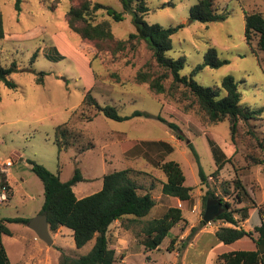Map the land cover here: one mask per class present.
<instances>
[{
	"label": "rangeland",
	"instance_id": "374dc122",
	"mask_svg": "<svg viewBox=\"0 0 264 264\" xmlns=\"http://www.w3.org/2000/svg\"><path fill=\"white\" fill-rule=\"evenodd\" d=\"M78 1L23 0L21 10L17 11L14 0H0L4 28L0 60L4 65L15 62L18 68L10 75L16 88L0 83V173L5 174V168L8 169L11 185L8 199L0 201V218L30 219L39 213L43 188L30 160L53 172L58 170L63 181L78 168L85 178L73 185L78 198L98 191L104 173L131 168L139 192L149 191L156 204L141 219L125 217L110 225L107 235L109 247L114 249V264H214L223 251L254 248L247 237L230 244L219 242L215 230L230 224L220 220L203 224L202 215L204 196L215 205L216 199L207 195V191L232 202L234 207L250 206L252 201L256 206L264 203V151L260 147V142H264V54H255L246 43L243 18L244 11L264 13V0H214L217 12L227 11V15L223 20L206 23L189 19V9L196 0H147L146 22L182 25L171 36L172 47L167 51L171 58L184 56L181 75H189L202 64L207 49L214 46L226 62L219 67L206 65L193 78L203 86L216 87L224 76L230 75L237 83L240 104L262 109L258 119L237 121L233 139L229 120L210 122L185 87L171 84V75L156 63L144 40L130 39L124 49L112 53L107 47L97 50L93 41L82 39L69 29L66 11ZM91 1L122 10L119 0ZM95 16L96 20L109 21L116 38L125 39L135 31L129 12L123 13L121 21H114L104 9ZM65 38L67 42L62 43ZM255 43L254 37L253 48ZM73 47L90 61L94 78L87 65L72 55ZM40 70L46 72L43 84L35 83ZM138 71L148 72L152 77L167 75L161 81L165 91L156 94L148 83L138 82L135 77ZM90 86L98 102L115 106L119 114L131 115L139 110L148 115L116 121L96 114L92 108L82 106L84 90ZM88 115L92 116L91 121L84 119ZM158 116L176 124L183 139L177 138ZM66 121L73 126L74 145L59 151L54 142L55 127ZM159 140L170 144L172 150L165 152L163 147L147 143ZM210 141L221 152L223 161L214 175L211 174L217 164ZM162 158L180 164L184 184L192 188L190 201L180 202L162 194L165 175L157 165ZM261 160L263 163H259ZM199 170L208 175L205 183H201ZM237 178L251 200L235 202L237 189L233 181ZM223 184L228 187V195ZM171 205L182 209L185 221L172 227L159 247L146 249L142 243L144 223L161 216ZM4 224L12 231L11 235L1 234L12 264H62L64 256L83 255L94 243L93 238L76 247L72 231L62 226L60 231L50 233L53 242L47 245L27 224ZM259 224L257 207H250L248 218L240 225L253 231L256 237L254 227ZM192 226L197 228L194 234Z\"/></svg>",
	"mask_w": 264,
	"mask_h": 264
},
{
	"label": "trees",
	"instance_id": "16d2710c",
	"mask_svg": "<svg viewBox=\"0 0 264 264\" xmlns=\"http://www.w3.org/2000/svg\"><path fill=\"white\" fill-rule=\"evenodd\" d=\"M23 0H14L13 6L15 10H21V2ZM45 3L47 0H40ZM214 0H196L189 9V19L200 22H212L225 19L227 11L217 12L214 7ZM122 10L118 11L114 8L104 5L101 2H92L91 0H79L77 4L70 5L66 11V22L69 29L78 34L82 39H88L94 42L97 50L107 47L112 53L124 49L125 44L130 39L144 40L152 52V56L156 63L164 68L171 75V84L182 85L197 101L199 107L205 112L210 122L216 123L224 119L229 120L230 133L233 135L236 131L237 121H249L250 119H258L262 109H250L248 106L240 104V92L237 83L230 75L224 76L221 85L216 87L203 86L194 78V74L201 70L202 67L209 65L211 67H219L226 62L221 59L214 46H210L204 57L202 64L197 65L189 75H181L179 72L185 63L184 56L171 58L167 55V51L172 47L171 36L182 26H163L159 23H148L144 20V15L148 12L147 0H119ZM54 5H52L53 7ZM104 9L105 13L114 21H121L123 13L131 14V22L135 27L134 32H130L125 39L116 38L111 30L108 20H96L98 10ZM244 38L246 43L251 47L252 51L264 54V13L261 11H244ZM4 36L3 18L0 13V39ZM256 38L255 48L251 45L253 38ZM67 42L66 38L62 43ZM105 43H108L105 45ZM58 52V50L55 48ZM37 51L33 55H36ZM59 55L62 54L59 52ZM72 55L87 65L89 72L94 78V70L89 60L81 57V54L73 47ZM15 62L4 65L0 60V83L8 88H16V83L10 77L11 73L17 71ZM45 71H38L35 77V83L43 84ZM138 82L148 83L149 88L154 93H162L165 87L162 80L167 75H157L152 77L148 72L138 71L136 73ZM171 85V86H172ZM82 106L92 108L96 114L101 113L104 117L116 121L128 119L137 115L148 114L143 111H135L131 115H121L115 106L110 104H101L97 101L92 93V87L84 90ZM73 113H75L73 111ZM72 113V115H73ZM86 121H91L92 116H85ZM158 119L167 123L168 127L174 132L179 139H183L182 135L177 131L178 127L173 122H167L164 118L158 116ZM73 126L70 121L61 123L55 127L54 142L59 151L73 146ZM164 148L165 152H170L172 146L164 141H150ZM189 145H191L189 143ZM213 150L217 168L211 175L217 174L223 165L220 161V151L217 146L210 141ZM260 147L264 151V142H260ZM220 154V155H219ZM220 162V163H219ZM31 169L39 178L43 188V201L39 213L45 214L47 217L49 232H56L61 226L67 227L72 231L73 241L76 247L83 246L86 242L94 238L91 249L78 257L68 258L64 256L62 264H114V249L109 247V237L107 235L110 225L125 217H132L138 220L146 216L156 204L155 199L149 191L139 192L140 186L132 176V169L125 168L120 170H112L102 175L101 188L84 197H76L73 191V185L84 178L78 168H76L72 176L63 181L59 177L58 170L53 172L44 165L29 161ZM263 163V161H259ZM158 169L164 175L165 180L161 184V192L164 195L177 198L180 202H188L191 200L190 186H186L185 175L180 164L172 159L165 160L162 158L158 161ZM264 172V167H263ZM201 183H205L208 175H204L199 170ZM236 192L234 194L235 202L241 203L251 200L248 190L242 185L240 179L233 181ZM5 185L9 191L10 186L6 181L4 173H0V186ZM223 191L229 194L228 187L224 186ZM207 195L216 199L222 211L214 218L230 225L219 226L214 235L219 242L230 244L241 238L247 237L254 243L252 249H232L219 253L214 264H264V203L255 205L252 201L250 206L243 205L234 207L232 202L216 198L213 193L207 191ZM8 199V195H7ZM207 196H204V208ZM257 207L260 224L254 227L257 236H253V231L244 229L240 223L248 218V209ZM29 219L19 216L0 218V264H11L5 253L4 246L1 242V234L11 235V231L4 222H18L27 224ZM179 221H185L182 209L176 205H171L159 217L147 220L143 227L142 233L144 241L142 242L146 249L152 250L159 247L162 240L167 236L172 227ZM203 224L205 222L203 221ZM196 227H191V234H194ZM173 242L171 239L170 243Z\"/></svg>",
	"mask_w": 264,
	"mask_h": 264
},
{
	"label": "water",
	"instance_id": "95a60500",
	"mask_svg": "<svg viewBox=\"0 0 264 264\" xmlns=\"http://www.w3.org/2000/svg\"><path fill=\"white\" fill-rule=\"evenodd\" d=\"M215 202V205L211 204L210 199H207L206 205L203 211L202 220L205 223H208L222 211V207L220 203L217 200H213ZM28 228H30L35 235L45 242L47 245H51L53 240L50 236L49 228H48V222L47 217L45 214L38 213L34 217L30 218L27 222Z\"/></svg>",
	"mask_w": 264,
	"mask_h": 264
},
{
	"label": "built area",
	"instance_id": "2783aa9c",
	"mask_svg": "<svg viewBox=\"0 0 264 264\" xmlns=\"http://www.w3.org/2000/svg\"><path fill=\"white\" fill-rule=\"evenodd\" d=\"M8 189L5 185L0 186V201H5L7 199Z\"/></svg>",
	"mask_w": 264,
	"mask_h": 264
},
{
	"label": "crops",
	"instance_id": "0c3cea01",
	"mask_svg": "<svg viewBox=\"0 0 264 264\" xmlns=\"http://www.w3.org/2000/svg\"><path fill=\"white\" fill-rule=\"evenodd\" d=\"M5 176H6V180H7V183L9 184V181H8V177H7V174H8V169L7 168H5ZM84 178V177H83ZM85 179V178H84ZM9 186L11 187V185L9 184ZM73 188V187H72ZM62 227V226H61ZM60 227V228H61ZM60 228L58 229V231H60ZM10 230V229H9ZM11 234H12V231H11ZM9 259V258H8ZM11 263V262H10ZM12 264V263H11ZM14 264H17V263H14Z\"/></svg>",
	"mask_w": 264,
	"mask_h": 264
}]
</instances>
